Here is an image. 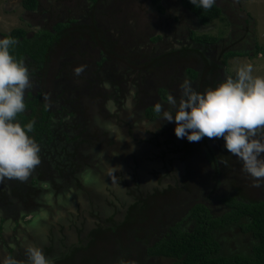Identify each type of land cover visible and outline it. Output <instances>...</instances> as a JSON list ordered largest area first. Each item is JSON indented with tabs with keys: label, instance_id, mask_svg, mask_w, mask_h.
Returning <instances> with one entry per match:
<instances>
[{
	"label": "rangeland",
	"instance_id": "374dc122",
	"mask_svg": "<svg viewBox=\"0 0 264 264\" xmlns=\"http://www.w3.org/2000/svg\"><path fill=\"white\" fill-rule=\"evenodd\" d=\"M3 1L0 0V33L9 32L18 23L22 29L30 31L24 20L16 21L13 14L10 17L7 13H3L1 5ZM161 1L163 0H158L157 4H153L152 0H111V4H108L110 0H104L101 3L100 9L104 10L96 17L98 22L96 24L100 28L99 35L106 36L110 41L114 39L116 42L113 41L111 44L115 48H119L108 53L110 61L109 58H106L107 62H102L103 67H101L102 65L95 67L89 63L85 65L87 78L91 79L90 83L94 87L88 85L87 90L79 87L85 86V79L83 76H79L81 72L76 74L78 77L72 76V73H76L72 69L77 64L73 60L69 64H63L67 67H64V69L66 68L65 72L60 69V74L57 72L60 65L57 64L56 66L55 64L53 66L54 69L51 72L55 73V79L58 82L57 89L62 92L81 89L85 93V95L82 94L75 98L77 102H81L78 104L83 109V111L81 109V111L75 112L77 114V116L74 115V119L77 118L76 123L74 122L73 125L62 124L61 128L66 132V135L65 140L59 138L60 146L55 147L56 158H62L64 162L70 165L73 163L77 166L74 159L79 157L78 160L84 163L85 167L81 173L76 176L72 175L71 180L68 181L70 183L63 184L65 185L64 188L61 186V181L57 180L60 182L61 192L47 191L51 188V183H46L47 188L41 186L43 194L38 195L36 199L38 207L34 210L23 211L18 203L11 204L9 202L6 204L12 206L6 208L7 210L0 207V260L11 256L18 261V264H24L26 259L25 246L28 244L39 246L44 255L52 258L53 261L64 259V257L58 259L62 255L60 252L63 250L62 247L78 245L80 231L82 232L83 229H87L94 223L97 226L95 245H102L104 236H107V239L103 241L108 243L112 254L109 256V249L102 245L95 252L98 258L101 257L99 260L92 258L88 260L87 253L82 260H79L75 255H72L78 251L76 248L74 252H71V255L65 256L62 264H172L174 259L154 258L145 255L146 249L155 240L167 233L168 227L171 225L166 223L167 221L170 223L180 221L191 205L200 202L211 204L212 201H209L208 198L217 201L218 194L220 197L228 196L226 191L241 200L249 202L258 200L252 192L255 194L264 188V182L261 183L260 187H254L251 178L245 173L240 175L243 173L242 170L240 171L241 163L238 158L228 153L223 147L222 138L204 137L197 142H189L186 139L180 142L173 135L171 129L174 127V123L170 125L164 120L152 123L147 119H142V115H139L140 110L150 106L147 104L151 102L160 101L166 104V96L169 93L178 96L180 93L179 85L184 79L190 80L193 88L199 91L197 86L200 80L197 77L192 80L187 74L185 75L184 67L181 64L182 62L194 63L192 58L182 55L174 56L177 50L173 48L170 42L173 41L174 44L175 37H180V39H176L178 42L176 44L180 45L181 48L185 45V37L190 31L194 35L223 37L230 33L229 25L233 21L237 24L231 30V36H235V42L244 34L243 29H240L243 20L240 19L241 26L238 25L239 20L236 21L229 0H219L222 13L220 12L217 17L204 25L203 29H199L195 17L185 11V14H178L180 22L177 26L173 24L175 31L170 29L174 33L173 39H170L171 35L168 34L162 41L161 34H166V30L162 32V29L169 30L168 25L172 21L169 20L171 13L178 9L180 2L179 0H168L163 6L164 3L162 4ZM246 6L256 18V33H258L259 28L264 30V0H253L252 6H250V2ZM158 7H161L162 11H158ZM155 9L158 11L156 15ZM178 17L174 18V22L177 21ZM161 18L165 20L161 22ZM247 27L249 28L248 32L251 33L250 25ZM247 34L244 35L247 36ZM233 47L235 48L236 45L231 48ZM196 48L191 50L192 56L196 58L197 55H201V65L205 68L206 63H208L206 58H210L214 54V49H209V47L202 50L203 48H201L203 53L201 50L199 53L197 49L200 48ZM262 50L264 51V49ZM216 53L219 54V50ZM159 57L164 58H162V62L156 64V58ZM154 60L156 61L153 62ZM218 60L222 62L221 57ZM249 62L254 66L252 75L264 76V60L258 62L257 66L261 69H256L255 60ZM234 75L235 73L226 67L225 76ZM220 81H217L215 85ZM105 83L108 84L109 87L106 90L109 91L98 90L100 85L104 86ZM31 84L34 87L35 81L31 80ZM90 88L92 90L95 88L93 95H91L93 91ZM130 88L134 89L136 95L132 98L131 108H126L125 101L128 98ZM27 91L29 90L27 89ZM148 94L154 98L149 101L145 100ZM109 100L115 102V112L107 109L106 102ZM89 102L92 103V108L94 107L90 111H88ZM165 107L167 106L165 105ZM93 120L99 125L104 123L115 124L120 128L124 138L122 140L117 139L111 133L118 145L111 142L108 146L103 145L107 143V140L110 141L109 134L104 130L105 128L93 125ZM76 128H80V131L88 130L86 135L88 137L86 139L81 138L82 132L76 134L74 132ZM96 137H99L101 142L97 143ZM78 139L79 141H77ZM122 141L124 142L122 143ZM152 145L154 146L151 147ZM186 146H188L186 160L189 159L187 167L189 166L190 169L189 164L195 150L198 151V147L217 149V165L221 172L226 168L230 174L223 175L227 179L228 188L226 191L222 189L224 186L221 183L215 182L216 176H212L209 178L212 184L208 185L207 190L196 191L194 194L193 189L196 190V186L204 184V181L198 180L197 185H194V181L189 179L190 177L187 175V167L184 169L179 161V156L182 155L183 148ZM156 147L159 149L163 147L165 150L162 148L157 154L155 153L157 152ZM52 167L55 168V166ZM204 167L206 168L204 165L201 166L202 171ZM110 168L119 170L112 173L115 176V182H112L110 187L100 185L91 192L80 189L79 180L81 178L83 180V174L86 172L90 174V177L93 176L90 182L98 177L104 179L103 184L111 182L112 178L109 176L111 170L104 172ZM71 169L67 172L68 175H70ZM99 171L104 173L100 175ZM216 171L214 169V172ZM179 174L180 179H177ZM200 175L203 176V172ZM162 179L165 184L159 185V181ZM176 179L181 183L179 190L182 193V198L179 199L178 203L173 204L175 199L173 201L165 200L164 205L159 207L160 200L155 201V198L152 197L150 203L146 204L148 200L145 198L150 199L152 196L150 194L157 190L155 188L163 189L166 183H177ZM185 183L186 186L182 187V184L185 185ZM217 183L219 186L216 185ZM87 185L84 184V186ZM187 185L191 186L187 187ZM221 189L222 192L220 193ZM62 192H64L63 196H60L62 201H59L58 204V200H60L58 195ZM49 193H51L50 200L53 198L56 200V204L52 201L49 203ZM60 203H62V207L66 208H61ZM217 203L219 204L218 201ZM41 213H46V217L42 216ZM89 214H95V222L84 220V218H89ZM1 218H4L3 223ZM244 221L241 220V223ZM238 225H228L214 232L215 239L221 245L220 253L223 256L251 255L252 247L256 241L252 239L250 234H241ZM192 226L193 222H182L184 230H190Z\"/></svg>",
	"mask_w": 264,
	"mask_h": 264
},
{
	"label": "flooded vegetation",
	"instance_id": "af4514ba",
	"mask_svg": "<svg viewBox=\"0 0 264 264\" xmlns=\"http://www.w3.org/2000/svg\"><path fill=\"white\" fill-rule=\"evenodd\" d=\"M30 3H28V0H4L2 5V11L3 13H7V15H12L15 16L16 21H21L24 20L25 23L27 24V26L29 27L30 31L24 30L21 28V25L18 23L16 24L14 27L11 28V30L13 29H21L24 32V37L26 39H30L32 40V37L36 34H38V32H46L49 33L50 35H52L53 37H55L56 39L53 41V43L50 46L49 49V54L46 57L47 60L45 62H37L35 59H33L30 54L28 53H24L22 55V57L20 59H23L26 67L29 70L30 73V80H34L35 84L34 87L32 86L31 89H28L29 91L26 90L25 92V97H27L29 94L32 97L37 96V94L39 93L41 95V101L44 104H47L49 106L50 111L52 112L53 116L51 118V125L50 128L51 130L56 131L54 132L55 135L57 136V140L55 143V145H59L60 140L59 137L63 138L66 135V132L62 130V124H71L73 125L74 122L76 123V119H74V115L77 116V114L75 112L77 111H81L82 106H80L79 104H81V102H77L75 100V98L77 96H80L82 94L85 95V93H83L84 91H82L81 89H86L88 85H92L91 79L87 78V75L85 73V65L87 63L92 64L95 67H99L100 65H102V62H107L106 58H109L108 53H111L113 51V49H118L115 48L111 43L113 41H115L114 39H111L113 41H110L106 36L103 35H99V27H98V22L96 21V17L100 15V13L104 10V9H100L101 3L104 0H29ZM168 0H163L161 1V3L163 4V6H165V2H167ZM183 0H179L180 4L178 6V9L171 13V18L169 20H172L169 25H168V31L167 29L163 28L162 32H164L166 30V34L162 35L161 34V39L162 41L164 40V37L168 34L171 35V37H169L170 39H173V32L170 29L174 30V25L175 24L177 26V24L180 22V17H178V14H185V11L189 12L192 16L195 17V19L197 20V24L199 26V29H203V24L200 23L198 17L196 16V14L194 12H192L188 7L184 6L182 3ZM229 2L231 3V6L233 7L232 12L234 13V16L236 18V21L239 20L238 25H240V19L243 20L242 22V26L240 27V29H243L242 32L246 33L248 32V25H246V19L245 18V14H244V9H243V2L244 0H229ZM108 4H111V0ZM234 5V6H233ZM242 5V6H241ZM214 6H216L220 12L222 13V8L219 5V0H216ZM158 14L157 9H155ZM176 14V15H175ZM162 16V15H159ZM228 16V15H227ZM11 17V16H10ZM178 17L177 21L174 22V18ZM164 18H161L160 21H164ZM97 23V24H96ZM58 25H62L64 28L62 29V32H58L56 30V27ZM237 24H235V21H233L229 27L231 28V30H233L236 27ZM11 30L7 33H0V38H2L4 35H10ZM230 30V33H227L225 36L223 37H213V36H206V35H194V36H206V37H213L216 39L215 42H202L199 43L198 41H196L195 39L191 38V35L193 34L192 31H190V33H188L185 37V45L183 46V48L180 47V45L176 44L178 43L176 41V39H180V37H175V43L173 44V41L170 42V44L173 46V48H175L178 52V50H182L186 52V56L191 57L192 60L194 61V63L199 61V64L201 63V59L200 56L201 55H197L196 58H194V56H192V51L194 50V47L200 48L197 49L200 53L201 48H203L202 50H205L206 48L209 49H214V54H212L210 56V58H206L207 62L205 68H203V66L201 65V70L202 71H207L205 77H209L211 76L210 70L214 69L213 66H219L220 61L218 60L219 56L221 55V51H223L224 48H230L234 45L235 42V36H231L232 35V31ZM175 31V30H174ZM65 37V39H64ZM22 38H20L21 40ZM116 42V41H115ZM117 45V44H116ZM170 45V47H171ZM178 48V49H177ZM201 50V52H202ZM219 50V54L216 53V51ZM54 53H57L56 57L54 56ZM203 53V52H202ZM179 53H177V55H179ZM174 55V56H177ZM74 61L75 67L72 69L73 72L75 68L83 66V70L81 71L79 76H83L84 80V85L85 86H79L81 89H77L71 92H65V91H61L59 89H57V79H55V73L53 74L51 72V69H54L53 66H57L60 65L57 69V72L59 73L60 69H63V71L65 72L64 67H67V65L63 64H69L71 61ZM110 61V58H109ZM191 62V61H190ZM192 63V62H191ZM45 65V66H44ZM63 66V67H62ZM103 67V65L101 66ZM212 67V68H211ZM221 67V66H220ZM201 71V73H202ZM72 73V72H71ZM60 74V73H59ZM77 73H72L73 77H78L76 75ZM186 71H185V75H186ZM201 76V74H200ZM198 77V76H197ZM62 79V78H61ZM200 79V77L198 78ZM56 80V83H55ZM109 87V86H108ZM46 89L44 91V93H42L41 91H43V89ZM103 90V92H108L109 90H106V88L102 85H100L98 90ZM90 90H92V88H90ZM92 94H94L95 92V88L92 90ZM154 97L150 94H148L147 98H145V100L149 101L150 99H153ZM30 99V98H29ZM70 100H72V102H70ZM66 101H68L66 103ZM79 103V104H78ZM154 102H151L147 105H150L148 107L142 108L140 111V116L142 117V119L144 120H149L146 115H145V111L148 108H152V104ZM50 104V105H49ZM76 104H78V106H76ZM86 104V103H85ZM90 105H88L90 108L88 111L92 110V103L89 102ZM92 108V109H91ZM83 111V109H82ZM93 113V112H92ZM144 115V116H143ZM75 116V117H76ZM66 118V119H65ZM72 119V121H71ZM81 120V119H80ZM162 119H159V117L153 119V120H149L150 122H156V121H161ZM81 123V121H80ZM169 124L171 125V122H169ZM93 125H95L96 127H101V125L94 123L93 120ZM103 128V127H102ZM174 127H171L172 131H173ZM101 129V128H100ZM62 130V131H61ZM80 128H76L75 129V133L76 134H80L81 132V138L86 139L88 136H86L88 134V130H83L80 131ZM105 131H107L106 129H104ZM60 132V133H59ZM109 134V140H107L106 144H103L105 146L110 145L111 143H114L115 145L117 143V141L114 139V137H112L111 133L109 131H107ZM99 133V132H98ZM174 135V133H173ZM176 137V136H175ZM177 138V137H176ZM96 139H98L96 142L99 143L101 142L99 137H96ZM178 139V138H177ZM65 140V139H64ZM178 140L183 141L185 140L184 138H179ZM79 141V139L77 140ZM90 141V140H89ZM124 141H122L123 143ZM64 143V141H63ZM121 143V144H122ZM102 146V144H101ZM154 145H152L151 147H153ZM163 147H160V149H162ZM158 147H156L157 154L160 153V150ZM165 150V148H163ZM190 150V148H189ZM198 151L195 150V154L193 155V158L191 160V163L189 164L193 173L192 175H190L189 179H192L194 181V185H197V181L200 180L201 182L204 181V184L198 185L196 186L197 189L194 190L193 192L195 194L196 191H204L207 190L208 185L212 184L211 181L209 180L210 177L212 176H216V181H218V183L222 184V186H224V188H222L224 191L227 190V179L224 178L223 175H230L227 171L226 168L223 169V171L221 172L220 167L217 165V161H216V153H217V149H211V148H206V147H198L197 148ZM60 151V149H59ZM125 153V152H123ZM126 154V153H125ZM188 156V152H187V146L185 148H183L182 151V155L179 156V161L182 163L184 169L187 167V161L189 159L186 160ZM211 157V158H210ZM213 158V161H212ZM79 159V157H78ZM77 158L74 159V163H77V166L73 165V163H71V165H68L67 168L65 170H62V174L64 175V178H62L60 176V171L57 170V163H56V167H50L49 173H48V177L44 176V180L43 182L37 181L39 183V188L41 189L40 194H43V190L41 187V183L45 184V183H51L50 185L51 188L47 189V191H53L54 193H56L57 191L61 192V187L60 182H57V180L61 181V186L62 188L65 187V185H63L64 183H70L68 181L71 180L72 175H77L78 173H81L82 170L84 169V163H82L80 160H78ZM81 159V158H80ZM158 161V160H157ZM205 162V164H204ZM87 164V163H85ZM204 165L206 166V168L204 167L203 171L201 169V166ZM53 166H55L53 164ZM80 167V170H78V168ZM122 167V166H121ZM120 167V168H121ZM71 169V176L69 178H67L69 175L67 174V172L69 171V169ZM133 168V167H132ZM63 169V168H62ZM214 169H216L217 171L214 172ZM108 169H106L104 172L106 173ZM198 170V171H197ZM119 170L117 168H115V172H118ZM213 171V172H212ZM241 171V169H240ZM239 171V173H240ZM100 172V171H99ZM104 172H100V175L103 174ZM187 172V169H186ZM203 172V176L200 175V173ZM55 173V174H54ZM224 173V174H223ZM37 174V173H36ZM36 174H33V177H36ZM50 175V176H49ZM195 175V176H194ZM240 175H244V173H241ZM111 177V175H109ZM177 179H180V174L179 177L177 176ZM177 183L175 182L174 184H167L163 189L160 188H155L157 190L153 191L150 195H152L150 197V199L145 198V200H148L146 202V204L150 203V200L152 199V197H154L155 192H165L168 191L169 189L172 190H176V192L178 191L177 194V198L175 199V204L178 203L181 198H182V193L179 190V187L181 186V183L179 180H177ZM184 179V175L182 176V181ZM91 180V177L89 179V181ZM104 179L98 177L97 178V182H91V184L84 186V182L82 183V178L79 180L80 181V186H81V190H84L85 192H91V190H94L95 188H98V186L100 185H104L106 187H110L111 182L107 183V184H103ZM165 181L162 179L161 181H159V185L165 184ZM218 183L216 184L217 186ZM68 185V184H67ZM231 188V187H230ZM89 189V190H88ZM178 189V190H177ZM222 189L220 190V193L222 192ZM217 190V189H216ZM45 191V190H44ZM8 195L11 196V193L8 192ZM10 193V194H9ZM62 192L61 194L58 195V197L63 196ZM226 197H233V198H237L234 197L233 194H230V192H227ZM254 197H256L258 200H262L264 198V188H261L258 192H252ZM149 195V196H150ZM217 201L219 202V204L217 203L216 200H212V198H208L209 201H212L211 204H207L205 202H200V203H195V204H203L205 205V207L208 208V210L210 209V214L213 217H219L222 214H224L226 211L229 210V208L225 207L221 202H220V198H225L220 197V195H217ZM56 198V197H55ZM54 198V199H55ZM62 197H60V200H58V204L59 201L61 202ZM180 199V200H179ZM239 199V198H237ZM12 201V200H11ZM53 203H57L56 200H51ZM60 207L61 208H66V207H62V203H60ZM193 204V205H195ZM191 205L190 207L187 208L186 212L188 210L191 209V207L193 206ZM12 206V205H11ZM9 207H1L4 208L5 210H7L6 208H10ZM15 206V205H14ZM58 206V205H57ZM20 209H23L22 207ZM126 209V208H125ZM23 211H26L25 209H23ZM113 214V212H112ZM120 215V214H119ZM185 215V214H184ZM86 217V216H85ZM84 220L86 222H95V214L94 215H90L89 214V218H84ZM93 220V221H92ZM98 221V219H97ZM168 224H171L169 221L167 222ZM98 224V223H96ZM230 225V224H229ZM228 226V225H226ZM225 227V226H224ZM223 228V227H222ZM97 226L92 223V225L90 227H88L87 229H83L82 232L80 231L79 234V243L78 245H70V246H64L62 247L63 250L60 251L62 252V255H60L58 257H64L65 256H69L71 255L72 251L74 252V249L78 248L77 252H75V255L79 260H82L87 253V258L89 259H94V260H99L100 258L97 257V255L95 254L96 251H98V249L104 245L106 248L109 249V256L112 254L110 246L108 245V243H105L104 241L107 239V236H104L103 240H102V245H95L96 243V237H95V233L97 232ZM216 230H214L213 232H215ZM52 234V233H51ZM113 242V241H112ZM156 242V240L154 241V243ZM55 247V246H52ZM132 255V253H130ZM145 255H146V251H145ZM148 256V255H146ZM133 257V255H132ZM151 257V256H150ZM157 258V257H154ZM64 259H60L58 261H54V263L56 264H62Z\"/></svg>",
	"mask_w": 264,
	"mask_h": 264
},
{
	"label": "clouds",
	"instance_id": "9594fccd",
	"mask_svg": "<svg viewBox=\"0 0 264 264\" xmlns=\"http://www.w3.org/2000/svg\"><path fill=\"white\" fill-rule=\"evenodd\" d=\"M216 0H189L195 8L210 9ZM17 44L12 36L0 38V182L5 179L26 181L36 166L40 164V147L29 135L35 121L21 125L16 117L25 110V92L32 87L30 73L23 59H16L10 48ZM251 64H243L234 76H227L214 87L203 92L193 88L188 79L180 85V93L166 96V104L160 101L152 104V111L159 119L174 123L173 133L189 142H197L204 137L222 138L223 147L238 158L241 170L252 179L254 187L264 182V76L252 75ZM83 66L74 71L78 74ZM105 88L108 84L105 83ZM136 95L129 89L125 107L131 108ZM165 105L167 107H165ZM109 111H116V104L106 102ZM101 127L114 134L117 139L124 137L118 126L104 123ZM102 155V153H101ZM111 178L115 182L112 173ZM88 182L89 173L83 174ZM43 188L48 185L42 184ZM49 203L51 193L48 194ZM46 217V213H41ZM24 264H54L39 246H25ZM0 264H18L11 256L0 260Z\"/></svg>",
	"mask_w": 264,
	"mask_h": 264
},
{
	"label": "trees",
	"instance_id": "16d2710c",
	"mask_svg": "<svg viewBox=\"0 0 264 264\" xmlns=\"http://www.w3.org/2000/svg\"><path fill=\"white\" fill-rule=\"evenodd\" d=\"M157 1L158 0H152V3L157 4ZM28 3H30L29 0ZM182 3L196 14L200 23L203 25L208 24L210 20L220 14V10L214 5L210 9L204 10L195 8L189 3V0H183ZM158 10L162 11V8L158 7ZM63 28L62 25H58L56 30L62 32ZM4 36L16 38L17 44L10 48V53L16 59H20L24 53H28L33 59L41 63L47 60L46 57L49 54L50 46L56 39L46 32H38V34L32 37V40L26 39L24 37V32L17 28L11 30L10 35ZM20 38L22 39L20 40ZM191 38L199 43L216 41L213 37L194 36V34L191 35ZM179 52V55L186 57V52L182 50H178V52L174 54L177 55ZM226 54L223 63H226L227 57L236 56L232 52ZM56 55L57 53H54L55 57ZM162 58L164 57L156 58L157 61L154 60L153 62L156 61V64L162 62ZM181 64L185 68L189 63L182 62ZM185 71L190 79H196L197 73L196 71L194 72L192 68L187 67ZM205 73L204 71L202 72L199 79L200 83H198L197 86L201 92L206 88L213 87V81L209 82L205 77ZM45 90L44 88L41 92L44 93ZM41 100V95L39 93L35 97L29 94L24 100L26 105L24 112L19 113L16 117V120L21 125L29 121H35L33 130L29 135L34 138L40 147V164L35 167L31 176L24 182L15 179H5L0 182V207L5 208L11 206L10 204H6L9 202L11 204L18 203V205L26 211L36 209L38 207L36 199L41 191L37 181L43 182L44 176L48 177L50 167L53 166V164L56 167V163L58 164L57 170L60 171V176L64 178L62 170H65L67 166L70 165L64 162L62 158H56L55 147L57 145L55 144L58 140L54 133L56 131L53 132L50 128L53 114L49 106L44 104ZM145 115L149 120L158 117V114H153L152 108H148L145 111ZM33 174H36V177H33ZM192 174L193 172L191 173V169L188 166L187 175L190 177ZM70 176L71 173L67 178ZM182 185V187H185L186 183ZM190 186L187 185V187ZM7 191L11 193V196L8 195ZM177 194L178 191L176 192V190L172 189L163 193L156 191L154 200H160V205L158 206L162 207V204L164 205L166 202L165 200L173 201L177 198ZM174 201L173 204L176 202ZM220 202L225 207L229 208V210L219 217H213L208 208L203 204L193 205L180 221L171 223L167 233L162 235V237L157 239L155 243H152V245L146 249V255L174 259L172 264H264V198L262 200L249 202L233 197H225L220 198ZM241 220L245 221L241 223ZM1 221L3 223L4 218H1ZM184 221L193 222V226L190 230H184L182 228V222ZM229 224H239L238 229L240 233L250 234L252 239L256 241V244L252 247L251 255H232L226 257L220 253L221 245L218 240L215 239L213 231Z\"/></svg>",
	"mask_w": 264,
	"mask_h": 264
},
{
	"label": "crops",
	"instance_id": "0c3cea01",
	"mask_svg": "<svg viewBox=\"0 0 264 264\" xmlns=\"http://www.w3.org/2000/svg\"><path fill=\"white\" fill-rule=\"evenodd\" d=\"M252 1L253 0H244L243 2V9H244V14H245V18L246 19V25H250L252 31L250 30L251 33L246 32L244 34H247V36H245L243 34V37H239L237 39V42L234 43L233 46L236 45V47L234 48H224L223 51H221V55L219 57H221V61L220 64L216 67L213 66L214 69L210 70L211 76L210 78L207 76L206 79L210 81H213L212 85L215 86V83L217 81H220L222 79H225V71H226V67L228 69H230V71H232L233 73L236 72V69L243 65V64H250L249 61L255 60V65H258V62L261 60H264V51L262 49H264V30L259 28L258 33H256L257 30V23L255 24V17L251 14V12L247 9V4L250 2V6H252ZM255 27V28H254ZM260 40V41H259ZM228 52H232L234 53L236 56H229L226 58V63H223L224 61V57L225 55H227L226 53ZM252 57V58H251ZM248 63H245V62ZM201 64L196 63H189L187 65V67H190L194 70V72L196 71L197 73V79L200 77L201 73ZM225 64V65H224ZM253 66V64H251ZM208 66V65H206ZM221 66V67H220ZM262 66V65H260ZM187 67H185L184 69L186 70ZM254 67V66H253ZM212 68V67H211ZM256 69H261L259 66L256 67ZM207 73V71H206ZM205 73V74H206ZM213 86V87H214ZM191 146V145H190ZM111 170V169H108ZM107 170V171H108Z\"/></svg>",
	"mask_w": 264,
	"mask_h": 264
},
{
	"label": "bare ground",
	"instance_id": "6f19581e",
	"mask_svg": "<svg viewBox=\"0 0 264 264\" xmlns=\"http://www.w3.org/2000/svg\"><path fill=\"white\" fill-rule=\"evenodd\" d=\"M91 177H93V176H91ZM94 178H95V177H94ZM96 179H97V178H95V180H94V181H92V182L94 183V182L96 181ZM83 182H84V184H85V185H87V184L91 183L90 181H88V182H85V181H84V179L82 180V183H83ZM84 184H83V185H84ZM88 190H89V189H88ZM69 197H71V196H69Z\"/></svg>",
	"mask_w": 264,
	"mask_h": 264
}]
</instances>
